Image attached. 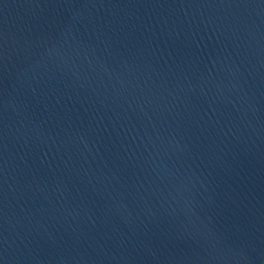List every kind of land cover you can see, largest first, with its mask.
<instances>
[{
	"label": "water",
	"instance_id": "obj_1",
	"mask_svg": "<svg viewBox=\"0 0 264 264\" xmlns=\"http://www.w3.org/2000/svg\"><path fill=\"white\" fill-rule=\"evenodd\" d=\"M0 264H264V0H0Z\"/></svg>",
	"mask_w": 264,
	"mask_h": 264
}]
</instances>
